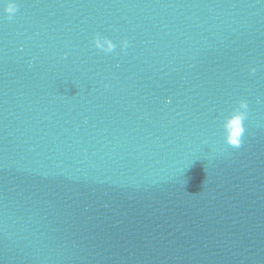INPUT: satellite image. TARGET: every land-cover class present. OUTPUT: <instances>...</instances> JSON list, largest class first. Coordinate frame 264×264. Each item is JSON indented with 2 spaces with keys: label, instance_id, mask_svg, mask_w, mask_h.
I'll use <instances>...</instances> for the list:
<instances>
[{
  "label": "water",
  "instance_id": "95a60500",
  "mask_svg": "<svg viewBox=\"0 0 264 264\" xmlns=\"http://www.w3.org/2000/svg\"><path fill=\"white\" fill-rule=\"evenodd\" d=\"M17 2L0 264H264V0Z\"/></svg>",
  "mask_w": 264,
  "mask_h": 264
},
{
  "label": "clouds",
  "instance_id": "9594fccd",
  "mask_svg": "<svg viewBox=\"0 0 264 264\" xmlns=\"http://www.w3.org/2000/svg\"><path fill=\"white\" fill-rule=\"evenodd\" d=\"M0 8L6 13V19L11 21L18 11L19 5L17 0H0ZM93 45L95 48L105 52L112 53L116 50L117 44L108 36H102L96 34L93 38ZM122 49H126L129 46L127 39L121 41ZM257 69L251 68V73H255ZM249 104L246 100H240L238 107H236L232 113L226 118L224 122L225 128V141L228 145L239 148L242 145V137L245 132L244 122L248 115Z\"/></svg>",
  "mask_w": 264,
  "mask_h": 264
},
{
  "label": "snow or ice",
  "instance_id": "6c2138e0",
  "mask_svg": "<svg viewBox=\"0 0 264 264\" xmlns=\"http://www.w3.org/2000/svg\"><path fill=\"white\" fill-rule=\"evenodd\" d=\"M18 3V2H17ZM19 5V4H18Z\"/></svg>",
  "mask_w": 264,
  "mask_h": 264
}]
</instances>
